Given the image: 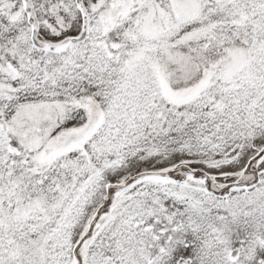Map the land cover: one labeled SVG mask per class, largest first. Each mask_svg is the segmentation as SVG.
<instances>
[{"label": "snow or ice", "instance_id": "6c2138e0", "mask_svg": "<svg viewBox=\"0 0 264 264\" xmlns=\"http://www.w3.org/2000/svg\"><path fill=\"white\" fill-rule=\"evenodd\" d=\"M0 264H264V0H0Z\"/></svg>", "mask_w": 264, "mask_h": 264}]
</instances>
